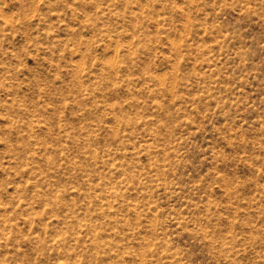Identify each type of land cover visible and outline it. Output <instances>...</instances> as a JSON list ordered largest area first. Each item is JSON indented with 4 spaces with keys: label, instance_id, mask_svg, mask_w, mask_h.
Returning <instances> with one entry per match:
<instances>
[{
    "label": "clouds",
    "instance_id": "1",
    "mask_svg": "<svg viewBox=\"0 0 264 264\" xmlns=\"http://www.w3.org/2000/svg\"><path fill=\"white\" fill-rule=\"evenodd\" d=\"M126 2L131 6L134 0ZM179 3L184 6L177 8ZM71 4L78 6L73 8L74 16L78 17L81 8L85 9L84 27L96 31L98 40L105 38L112 43L111 47L106 45L100 54L105 59L115 57L117 63L113 66L101 61L96 66L98 77L94 78L91 71L85 75L84 66L70 62L71 53L67 45L83 43L87 48L88 42L77 39L66 44L63 40L53 43L49 39L51 32L59 31L58 26L63 23H50L51 17L54 14L67 17L69 0H27L26 14L20 17L22 43L9 44L8 48L0 43V69H3L0 72V138H6V144L20 139L24 144L19 150L30 151L33 135L47 136L53 144L67 141L72 145L71 152L76 154L87 143L83 138L89 136L94 144L112 145L108 155L115 157L116 149L119 148L121 158L133 160L132 168L137 171L135 176L129 175L128 179H144L146 187L156 189L159 185L167 190L172 187V181L168 180L172 170L180 167L182 162H187L183 149L194 138L192 127L195 126L201 136L205 135L206 129L211 131V146L217 149L211 154V164L205 157L202 171L222 164L221 171L225 174L211 172L205 184H215L219 180L225 187H234L238 182L237 173L241 170V162L251 158L248 154L251 151L250 142L240 140L237 135L231 145L227 143L238 125L236 117L239 113L231 102L225 105L218 90L213 95L215 81L210 78V73L201 77L196 72L195 61L205 55L203 38L196 30L207 25L206 35L221 42L227 41L229 37L239 38L237 16L242 23L250 22L254 17L264 18V0H167L166 16L169 20L175 16V26L184 29L181 37L185 40L183 46L178 42L173 44L166 37L153 40L141 38L135 29L133 34L137 39L131 40L127 33L119 30V23L115 27L97 29V25L108 15L105 0H71ZM88 6L95 9L92 15H88ZM61 7L64 8L62 13L53 12ZM153 15L159 13L153 12ZM189 32L196 38L191 47ZM74 35L78 38L80 33ZM127 40H131V43H125ZM0 41H3L2 37ZM116 42L124 43L123 49H119V43ZM13 47L16 48L14 58L21 64L24 63L21 57H27L29 50L35 52L34 67H25L29 77L28 100L23 108L19 99L12 103L6 99L24 94L23 83H17L23 73L15 65L10 68V60L4 62L9 49ZM90 47L91 52L87 57L89 68L95 59V43ZM65 51L69 52L68 56L64 55ZM61 64L70 71L63 72ZM200 68L203 70V65ZM57 72H63V78L57 80ZM156 74L167 79H160ZM49 102L51 108H48ZM61 113L64 115L61 116ZM41 115L47 127L37 128L33 132L36 119ZM149 116H156L157 119L149 120ZM62 123L63 127L60 126ZM82 123L85 124L84 128H81ZM107 123H111L112 127H107ZM6 124L9 126L6 127ZM93 131H102L103 135L96 139L90 135ZM69 132L71 139L67 135ZM257 135L264 136V128ZM78 136L81 137L79 144L75 139ZM141 144L144 145L142 149ZM220 145L228 149L227 153L219 151ZM129 146L136 151L124 154L123 149ZM257 147L264 148V145L257 144ZM196 151L203 156L207 149L201 151L197 148ZM101 152H104L103 147ZM142 152L146 154V163L136 164ZM140 168L144 169L142 173L139 172ZM226 180L230 182L226 183ZM241 190L234 187L227 199L236 197L233 204L239 205L242 197L237 196V192ZM154 199L166 201V197H162L158 190ZM177 199L181 203L175 210L172 208L175 201L169 202L160 215L150 218L151 223H145L143 235L139 232L126 234L121 252L118 253L121 264H125L122 257L125 249L132 264H188L190 247L196 246L211 249L227 264H233L231 257H238L247 248L253 253L255 264H264V230L259 232V236L253 235L257 232L253 227L255 213H251L252 219L248 220L247 225L245 220L249 213H245L240 217L236 230L231 232L232 224L228 217H232L234 211L238 215V208L222 205L223 211L227 213L225 217L219 212L213 213L206 201L184 205L182 198ZM144 206L147 207V203ZM184 207L188 208L186 215ZM217 224H223L224 227L217 229ZM185 235L189 243H185ZM53 243H56L55 238L46 231H42L39 236L33 232L25 236L21 231H13L10 225L0 227V264H39L41 253L49 251ZM64 244L67 241L61 238L56 247ZM257 247L261 249L258 255Z\"/></svg>",
    "mask_w": 264,
    "mask_h": 264
},
{
    "label": "rangeland",
    "instance_id": "2",
    "mask_svg": "<svg viewBox=\"0 0 264 264\" xmlns=\"http://www.w3.org/2000/svg\"><path fill=\"white\" fill-rule=\"evenodd\" d=\"M108 15L97 25V29L115 27L121 25V32L127 33L131 40L137 36L133 30H137L139 37L149 40L166 37L173 44L177 42L183 46L185 40L183 28L175 26V16L171 20L166 16L168 8L167 0H134L129 6L126 0H105ZM184 5L179 3L177 8ZM78 7L71 4L69 0L68 16L54 14L50 23L63 21L59 24V31L53 30L49 39L55 43L63 40L67 44L70 40L80 42L87 41L89 47L83 43L68 44L71 53V63L84 66V74L91 71L96 78L99 73L96 66L103 61L105 65H115L117 60L113 56L107 59L101 56L105 46H112L107 39H97L96 31L84 27L86 24L81 8V14L74 16L73 8ZM27 0H0V37L3 38L4 48L9 44H21L20 17L26 14ZM64 8L54 9L53 12L62 13ZM95 9L87 7L88 15H92ZM153 12L159 15H153ZM140 19H137V17ZM71 17V19H69ZM240 28L239 38L229 37L227 41L210 39L207 35V25L197 29L203 38L205 55L195 61L196 72L204 77L210 73V78L215 81L213 95L218 90L224 98L225 105L229 102L237 108L239 115L236 117L238 125L233 130L232 138L227 141L232 144L237 135L240 140L249 141L251 151L248 153L251 158L241 162V170L237 173L236 189L237 196L242 197L239 205H234L232 199H227L234 187H225V184L216 180L215 184L208 182L207 176L211 172L225 175L221 170L223 165L215 168H204L205 157L209 164L212 163L211 154L217 149L211 146L213 137L210 130H205V135L192 127L195 133L191 142L183 149L186 155V163L172 170L168 180L172 181L170 189H156L146 187L144 179H128L129 175L135 176L137 169L132 168V159L121 158V150L116 149V156L107 153L111 151L112 145H100L92 143L89 136L83 139L87 141L79 152H71L72 145L65 141L62 144H53L47 136L33 135L31 137V150L20 151L19 148L24 141L17 139L15 142L5 143L6 138H0V227L10 225L13 231H21L27 236L29 232L41 235L46 231L49 236L55 238L50 250L41 253L39 264H121L118 253L124 243L126 234L139 232L144 234L146 222L151 223V217L160 215L167 208L168 203L172 204L173 210L181 203L177 197L182 198L184 205L198 203L203 200L208 202L213 213L219 212L221 216L227 217L222 205L229 208H238L239 214L233 212L228 217L232 224L231 232L236 230L240 217L249 213L245 220L252 219L251 213H255L253 227L257 232L253 235L259 236L264 230V148L257 147V144L264 145V136L257 135L261 128H264V18H252L250 22L242 23L239 15L236 19ZM80 33L78 38L74 33ZM189 46L196 38L189 32ZM131 40L125 43H131ZM230 41V42H229ZM196 42H200L196 40ZM95 43V59L92 60L89 68L87 57L91 52V45ZM119 43V49H123L124 43ZM118 49V50H119ZM210 50V51H209ZM63 51V49H62ZM83 52V55L81 54ZM16 48H10L5 61L10 60L9 67L13 65L20 69L23 75L18 77L17 83H23V95L6 98L8 103L19 99L21 107H26L28 100V72L27 68L34 67L35 52L29 50L27 57H21L24 63H19L14 58ZM167 55V53H165ZM65 56L69 52H64ZM212 57H215L213 59ZM184 57L181 58V64ZM200 65H203L201 70ZM63 72L70 69L61 64ZM3 72V69H0ZM63 72L55 73L56 79L63 78ZM119 75V73L117 74ZM160 79H167L166 76H159ZM2 79V77H0ZM88 85L85 84V88ZM202 93H196L201 95ZM41 99H43L41 97ZM99 99V98H98ZM70 102H66L68 104ZM155 103H162L156 101ZM215 106V101H213ZM52 105L49 102L48 108ZM43 108V105H41ZM218 110V109H217ZM64 113H61L63 116ZM149 120L157 119L156 116H149ZM94 123V122H93ZM223 123V121H222ZM6 127L9 125H5ZM14 127V124L12 125ZM63 127V123L60 125ZM112 127L111 123L106 124ZM220 125H217L219 127ZM47 124L41 115L36 119L37 128H46ZM85 124H81L84 128ZM51 132V129H49ZM243 133V135H240ZM71 139V132L67 134ZM96 139L103 135L102 131H93ZM116 135H119L117 131ZM59 139V137H57ZM76 142H81V137H76ZM104 152H101V148ZM143 144L140 145L142 149ZM15 148V150H14ZM201 151L207 149L205 155H199L196 149ZM66 149L67 151H63ZM136 149L131 146L123 149V153H131ZM219 151L227 153L223 145ZM248 151V149H245ZM145 153L136 159V164H144ZM244 155V153H241ZM83 157V159H82ZM89 158L91 162H89ZM144 169L140 168L139 172ZM230 180H226L229 183ZM196 186V187H194ZM157 190L165 200L154 199ZM217 197H222L217 199ZM147 203V207H145ZM188 211L184 207V214ZM154 226V225H153ZM217 229L223 228V224H217ZM231 232L229 234H231ZM11 235V233H10ZM61 238L67 244L57 248ZM185 243H189L187 236ZM261 249L256 248V254ZM125 264H132L129 259L128 250L122 253ZM233 264H255L253 253L245 248L238 257H231ZM188 264H227L208 248L202 246L190 247Z\"/></svg>",
    "mask_w": 264,
    "mask_h": 264
}]
</instances>
